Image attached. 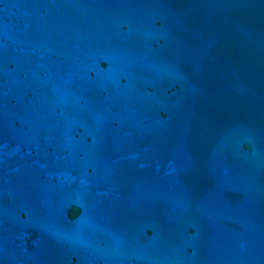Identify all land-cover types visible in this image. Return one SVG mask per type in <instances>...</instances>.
<instances>
[{"label":"water","instance_id":"1","mask_svg":"<svg viewBox=\"0 0 264 264\" xmlns=\"http://www.w3.org/2000/svg\"><path fill=\"white\" fill-rule=\"evenodd\" d=\"M0 264H264V0H0Z\"/></svg>","mask_w":264,"mask_h":264}]
</instances>
